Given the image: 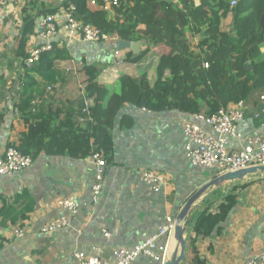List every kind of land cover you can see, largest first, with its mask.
Listing matches in <instances>:
<instances>
[{"label":"crops","instance_id":"0c3cea01","mask_svg":"<svg viewBox=\"0 0 264 264\" xmlns=\"http://www.w3.org/2000/svg\"><path fill=\"white\" fill-rule=\"evenodd\" d=\"M65 2L6 0L0 7V157L11 143L19 144L22 132L28 129L25 113L18 109L24 94H32L31 111L36 117L47 116L62 107V118L69 107L80 122L85 116L86 101L94 104L85 91L88 79L85 65L99 74L98 83L110 87L111 92L117 89L125 92L128 84H122L123 76L140 78L147 74L150 85L155 83L160 53H155L147 41H139L140 44L129 41V47L121 49L118 58L115 50L119 49L120 40L83 43L79 37L69 38L62 33L54 37L53 47L65 48L70 58L56 61L58 81L49 84L35 75L37 85L26 88V69L34 66L28 67L26 58L41 44L35 34L38 22L47 14L62 16ZM41 6L43 9L38 8ZM25 10L32 14L55 11L38 14L34 33L21 42ZM147 48L148 53L141 61L132 63L125 59L129 52L136 55ZM129 93L132 97L125 98L114 121L111 152L106 155L98 146L92 149V152L101 150L107 161L103 187L95 200L92 195L95 165L88 157L74 159L39 153L24 170L0 175V264H78L76 252L92 255L96 248L102 249V257L113 259L115 249L132 248L155 234L167 217L176 219L185 203L215 177L214 171L195 167L186 157L183 123L191 113L141 108L135 104L138 90L130 88ZM262 95L255 93L246 99L245 116L238 123L239 133L264 134ZM257 113L259 117L255 116ZM239 143V139L231 138L228 148L233 150ZM145 170L165 176L158 192L141 181L140 175ZM244 183L246 186L235 192L239 204L227 220L210 237H199L195 244L206 264H246L264 251V174L230 182L233 187ZM213 191L193 210L191 227L207 201L216 204L211 211L217 210L221 198L215 199ZM69 195L80 202L72 227L41 233L44 224L66 213L57 202ZM17 228L24 229L25 236L17 237L14 233ZM104 229L111 232L110 238H105ZM191 234L194 236L190 228ZM162 241L158 239L157 243L160 245ZM176 245L172 236L167 242V259ZM187 259L190 262V248ZM133 264L160 263L142 256Z\"/></svg>","mask_w":264,"mask_h":264},{"label":"trees","instance_id":"16d2710c","mask_svg":"<svg viewBox=\"0 0 264 264\" xmlns=\"http://www.w3.org/2000/svg\"><path fill=\"white\" fill-rule=\"evenodd\" d=\"M122 1L116 19L110 18L102 8H90L88 0H66L65 5L74 4L77 17L103 33H116L120 39L130 42L145 40L160 44L155 83L150 85L147 74L140 78L123 76L122 84H128L125 92L118 89L111 92L110 87L98 83L99 74L85 65L88 75L85 91L94 104L91 118L84 123L79 122L69 107L62 118V107L50 111L47 116L36 117L31 111L32 94H24L18 104L28 124L18 144L24 154L35 157L44 153L84 159L94 146H98L109 155L113 147L114 121L125 98L132 97L130 88L138 90L135 99L138 107L155 111L178 109L192 114H213L221 106L264 93V0H237L234 7L230 6L231 0ZM38 8L43 9V6ZM54 11L43 10L38 14ZM25 12L21 42L34 33L38 15ZM231 14L230 29L223 30L222 19ZM188 30L202 32L199 52H194L187 41ZM147 53L148 48L136 55L129 52L125 59L137 63ZM69 58L68 51L57 46L43 52L39 61L26 69V88L37 85L35 75L49 84L56 83L59 79L56 61ZM167 72L170 75H166ZM34 119L36 121L32 122ZM244 186L246 183L235 186L227 194L220 188L214 190L215 198L221 197L217 210L211 211L213 201L209 200L206 208L197 213L191 227L194 236L191 234L189 241L190 264H206L195 244L199 237H210L227 220L239 204L235 192Z\"/></svg>","mask_w":264,"mask_h":264},{"label":"built area","instance_id":"2783aa9c","mask_svg":"<svg viewBox=\"0 0 264 264\" xmlns=\"http://www.w3.org/2000/svg\"><path fill=\"white\" fill-rule=\"evenodd\" d=\"M5 1L0 0V7ZM236 2L237 0H231L230 6L234 7ZM88 5L93 8H102L112 19H116L123 1L88 0ZM62 33L69 38L79 37L83 43H115L121 40L116 33H103L93 24L84 23L76 15V6L70 3L64 7L62 16L47 14L39 20L35 34L39 39L38 43L41 44L31 50L25 64L32 67L37 63L43 52L53 49L54 37ZM115 56L118 58L121 56L120 49L115 50ZM204 66L208 67V64L205 63ZM260 99L264 100V96L262 95ZM91 107L90 101H86L83 108L85 116L80 118V122L84 123L91 118ZM245 112L246 100H240L228 106H221L213 114L191 113L183 123V134L187 139L185 153L191 164L198 168L212 170L216 176L250 166L264 165V134L243 135L238 131V123L244 118ZM261 112L264 113V106ZM259 115L257 113L255 116L259 117ZM231 138L240 140L239 145L233 150L228 148ZM88 159L95 165V180L92 186V195L95 200L103 187L107 161L99 149H95ZM32 163L31 155L24 154L18 148V144L11 143L3 157H0V175L18 173ZM140 179L151 185L156 192L165 183V176L154 171H143ZM57 204L66 213L44 224L41 233H52L72 227L73 219L80 211L79 200L74 195H69L59 198ZM174 228L175 219L169 216L152 236L132 248L115 249L113 259L102 257L101 248H96V252L92 255L78 251L74 256L78 264H133L142 256L163 264L167 259V242L173 236ZM14 233L17 237H23L26 232L24 229L17 228ZM103 233L105 238H110L112 235L107 229H104ZM158 239H162L164 244L159 245ZM246 264H264V251L250 258Z\"/></svg>","mask_w":264,"mask_h":264},{"label":"water","instance_id":"95a60500","mask_svg":"<svg viewBox=\"0 0 264 264\" xmlns=\"http://www.w3.org/2000/svg\"><path fill=\"white\" fill-rule=\"evenodd\" d=\"M138 42H134L137 44ZM119 49L127 48L129 41L120 40ZM254 174H264V165L250 166L233 172H226L220 176H216L209 182L204 184L183 206L177 218L175 219V228L173 238L177 242L176 249L171 256L163 264H184L188 258L189 238L188 232L191 224V214L200 202L206 200L205 196L211 191L217 189L225 183L234 181H244L247 176Z\"/></svg>","mask_w":264,"mask_h":264},{"label":"rangeland","instance_id":"374dc122","mask_svg":"<svg viewBox=\"0 0 264 264\" xmlns=\"http://www.w3.org/2000/svg\"><path fill=\"white\" fill-rule=\"evenodd\" d=\"M231 21H232V14L231 15H229L227 18H223L222 19V29L223 30H228V29H230V26H231ZM140 30H143V29H140ZM204 31V29H202V32ZM202 32H197V33H194V32H192L191 30L189 31H187L186 32V38H187V41L189 42V44H190V46H191V48H192V50L194 51V52H198V50L200 51L201 50V48H200V43L199 42H201V40H202V38H203V34H202ZM146 42V41H145ZM139 43V42H138ZM140 44V43H139ZM148 46H152V47H150V48H155V50H154V52L155 53H160V51H161V45L160 44H157V43H154V42H147L146 43ZM263 51H264V45H263ZM153 60H154V58L152 59V61L151 62H153ZM152 79H154V77H152ZM232 185L230 184V183H225V184H223V185H221L220 187H218V188H220L221 190V192L223 193V194H225V193H227V192H229V191H231L232 190ZM221 197H216L215 199H220ZM214 206H216V204H212V207H214ZM190 228H191V224H190ZM188 238H189V241H190V230H189V232H188ZM171 239H172V237H171ZM188 260V259H187ZM186 260V261H187ZM186 261H185V263L184 264H190V262L189 261H187V263H186Z\"/></svg>","mask_w":264,"mask_h":264}]
</instances>
